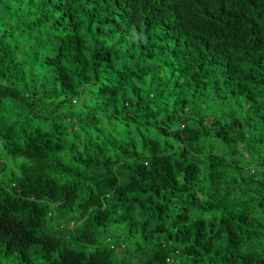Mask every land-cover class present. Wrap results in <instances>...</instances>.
<instances>
[{"label": "trees", "instance_id": "16d2710c", "mask_svg": "<svg viewBox=\"0 0 264 264\" xmlns=\"http://www.w3.org/2000/svg\"><path fill=\"white\" fill-rule=\"evenodd\" d=\"M0 0V264H264V0Z\"/></svg>", "mask_w": 264, "mask_h": 264}, {"label": "rangeland", "instance_id": "374dc122", "mask_svg": "<svg viewBox=\"0 0 264 264\" xmlns=\"http://www.w3.org/2000/svg\"><path fill=\"white\" fill-rule=\"evenodd\" d=\"M25 2V5L28 4V1L31 0H22ZM36 4H41L44 6H48L51 11H57V15L60 14V12L64 8V0H32Z\"/></svg>", "mask_w": 264, "mask_h": 264}]
</instances>
